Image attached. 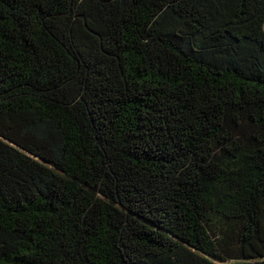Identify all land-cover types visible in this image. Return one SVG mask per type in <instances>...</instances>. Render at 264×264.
<instances>
[{"label":"trees","instance_id":"1","mask_svg":"<svg viewBox=\"0 0 264 264\" xmlns=\"http://www.w3.org/2000/svg\"><path fill=\"white\" fill-rule=\"evenodd\" d=\"M264 264V0H0V264Z\"/></svg>","mask_w":264,"mask_h":264},{"label":"rangeland","instance_id":"2","mask_svg":"<svg viewBox=\"0 0 264 264\" xmlns=\"http://www.w3.org/2000/svg\"><path fill=\"white\" fill-rule=\"evenodd\" d=\"M228 263H232V261H229V262H227V263H224V264H228Z\"/></svg>","mask_w":264,"mask_h":264}]
</instances>
